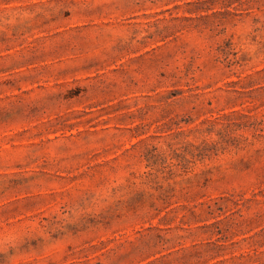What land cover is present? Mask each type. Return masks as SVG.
Returning a JSON list of instances; mask_svg holds the SVG:
<instances>
[{"label":"rangeland","instance_id":"374dc122","mask_svg":"<svg viewBox=\"0 0 264 264\" xmlns=\"http://www.w3.org/2000/svg\"><path fill=\"white\" fill-rule=\"evenodd\" d=\"M0 264H264V0H0Z\"/></svg>","mask_w":264,"mask_h":264}]
</instances>
